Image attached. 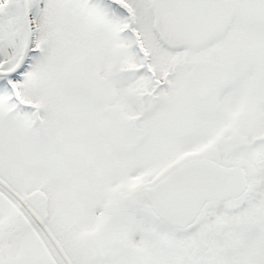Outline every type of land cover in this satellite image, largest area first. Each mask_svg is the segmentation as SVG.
Instances as JSON below:
<instances>
[{"label": "snow or ice", "instance_id": "1", "mask_svg": "<svg viewBox=\"0 0 264 264\" xmlns=\"http://www.w3.org/2000/svg\"><path fill=\"white\" fill-rule=\"evenodd\" d=\"M0 264H264V0H0Z\"/></svg>", "mask_w": 264, "mask_h": 264}]
</instances>
